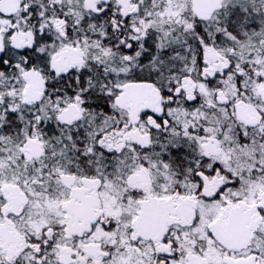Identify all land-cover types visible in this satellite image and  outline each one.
Masks as SVG:
<instances>
[{
	"label": "snow or ice",
	"instance_id": "obj_1",
	"mask_svg": "<svg viewBox=\"0 0 264 264\" xmlns=\"http://www.w3.org/2000/svg\"><path fill=\"white\" fill-rule=\"evenodd\" d=\"M0 264H264V0H0Z\"/></svg>",
	"mask_w": 264,
	"mask_h": 264
}]
</instances>
